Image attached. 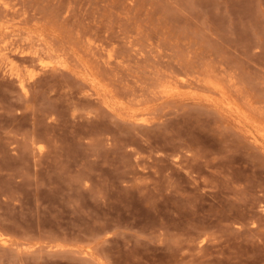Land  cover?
I'll return each instance as SVG.
<instances>
[{
  "label": "rangeland",
  "instance_id": "1",
  "mask_svg": "<svg viewBox=\"0 0 264 264\" xmlns=\"http://www.w3.org/2000/svg\"><path fill=\"white\" fill-rule=\"evenodd\" d=\"M254 124L264 0H0V264H264Z\"/></svg>",
  "mask_w": 264,
  "mask_h": 264
},
{
  "label": "bare ground",
  "instance_id": "2",
  "mask_svg": "<svg viewBox=\"0 0 264 264\" xmlns=\"http://www.w3.org/2000/svg\"><path fill=\"white\" fill-rule=\"evenodd\" d=\"M33 40V39H32ZM37 41L35 40V43H36ZM41 45V44H40ZM39 45V46H40ZM44 47H45V45H43ZM47 46V45H46ZM43 47V48H44ZM37 50V49H36ZM41 50V49H40ZM43 50V49H42ZM44 50H45V48H44ZM33 51V50H32ZM32 51H31V53H32ZM57 51V50H56ZM40 52V51H39ZM58 52V51H57ZM42 54V53H41ZM49 58H51V57H49ZM41 59V58H40ZM48 59V58H47ZM87 71V70H86ZM143 90V89H142ZM157 90V89H156ZM218 96H220V99L222 100V104H224L223 106H226V108H224V107H222L223 108V112H225L226 114H227V116H228V114H230V115H232L233 117H236L237 119H238V121H239V123H238V125L240 126V122H243L245 125H248V126H250V128L253 126V122L254 121H251L250 119L251 118H249L248 117V115L246 114V112L244 111V110H242V108H240L238 105H237V103L234 101V99H231L226 93H219V95ZM232 97V96H231ZM237 101V100H236ZM245 104V103H244ZM132 115V114H131ZM229 118L231 117V116H228ZM233 117H231V118H233ZM235 118V120H237ZM253 119V118H252ZM233 120V119H232ZM254 120V119H253ZM234 121V120H233ZM235 122H237V121H235ZM242 125V124H241ZM255 125V124H254ZM256 126V125H255ZM257 126H259V125H257ZM256 126V128H259V127H257ZM243 127H245L244 125H243ZM254 128V127H253ZM252 128V129H253ZM250 131H252V130H250ZM254 131H256V130H254ZM259 131H260V128H259ZM252 133V132H251ZM252 135H254V137L257 139V141H259V140H261V141H263L264 142V132H262V128H261V131L260 132H256V133H252Z\"/></svg>",
  "mask_w": 264,
  "mask_h": 264
}]
</instances>
